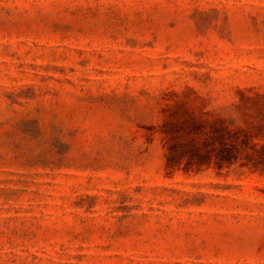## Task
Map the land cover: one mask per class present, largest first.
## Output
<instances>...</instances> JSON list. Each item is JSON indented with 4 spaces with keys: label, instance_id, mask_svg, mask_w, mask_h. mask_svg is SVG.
Masks as SVG:
<instances>
[{
    "label": "rangeland",
    "instance_id": "rangeland-1",
    "mask_svg": "<svg viewBox=\"0 0 264 264\" xmlns=\"http://www.w3.org/2000/svg\"><path fill=\"white\" fill-rule=\"evenodd\" d=\"M0 264H264V0H0Z\"/></svg>",
    "mask_w": 264,
    "mask_h": 264
},
{
    "label": "trees",
    "instance_id": "trees-1",
    "mask_svg": "<svg viewBox=\"0 0 264 264\" xmlns=\"http://www.w3.org/2000/svg\"><path fill=\"white\" fill-rule=\"evenodd\" d=\"M167 126L171 127L172 129L177 128L176 125L171 123L166 124V127ZM223 139V135H219L218 132H216V135L214 137L212 136L211 138H209V140H212L211 144L215 143L218 145V143H220L222 146H225V142L223 141Z\"/></svg>",
    "mask_w": 264,
    "mask_h": 264
}]
</instances>
